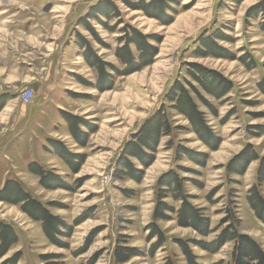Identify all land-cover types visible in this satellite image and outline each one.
Returning a JSON list of instances; mask_svg holds the SVG:
<instances>
[{
  "label": "rangeland",
  "instance_id": "rangeland-1",
  "mask_svg": "<svg viewBox=\"0 0 264 264\" xmlns=\"http://www.w3.org/2000/svg\"><path fill=\"white\" fill-rule=\"evenodd\" d=\"M102 1L0 0V194L15 183L66 226L54 243L22 202L0 199V222L11 226L15 238L0 264L15 258L16 264H116L117 247L135 251L125 264H188L177 242L190 243L197 264H228L234 242L212 251L201 244L212 246L234 220L238 232L264 251V222L254 210L257 199L251 200L252 190L264 200V16H247L264 0H164L169 9L162 19L145 12L140 0H109L120 16L103 19L107 27L88 19L91 34L80 20ZM131 28L148 37L155 55L140 68L131 44L135 71L118 75L111 66L126 70L116 52ZM77 35L110 66L111 77L99 88V71L83 57ZM207 38L234 58L213 55ZM194 65L216 74L209 77L211 86L222 76L228 93L216 87V96L208 93L195 79L205 80ZM179 88L203 115L209 142L219 140L215 148L177 110L171 99L180 96ZM27 92L34 95L32 105L24 100ZM64 114L87 122L79 125L81 142ZM158 115L169 129L155 150H143L142 161L124 156ZM246 152L252 160L245 170L231 173ZM171 171L185 180L180 196L209 221L208 236L178 224L183 200L174 199V188L160 187ZM153 225L164 236L161 245L158 235L151 237Z\"/></svg>",
  "mask_w": 264,
  "mask_h": 264
},
{
  "label": "trees",
  "instance_id": "trees-1",
  "mask_svg": "<svg viewBox=\"0 0 264 264\" xmlns=\"http://www.w3.org/2000/svg\"><path fill=\"white\" fill-rule=\"evenodd\" d=\"M140 1L142 2L143 10L145 12L149 13V15L153 17H157L160 19H162L161 15L164 16L166 10L169 9L167 8V2L164 0H151L149 4H145L147 0H140ZM130 7L133 8L134 6H130ZM111 14L117 15L119 17L120 16L119 9L117 8V6L111 4L109 0H103L92 9V12H90L85 18L80 20L81 21L80 23L84 25L86 30H88L91 34H94L90 24L86 21L88 19H94L95 21H97L98 24L102 25L103 27H107V23L103 22V19L110 20ZM258 14H263L264 16V2L253 8L247 16L250 19V18H255ZM260 29L264 34V22L260 25ZM125 31L126 32H124V36L120 40L121 42H124V45L117 50L116 55L119 58V60L122 62L126 70L120 73L116 68L111 66L112 71L116 72L118 75H128L135 71L134 67H136L135 66L136 58L134 57L132 50L130 48L131 44H135L137 51H139V58L141 61L140 68L150 64L151 58L155 55V50L152 47H150L148 43V37L143 36V34L138 30H136L135 28H131L130 32H127V30ZM77 36H78L77 38L80 41L79 46L83 50H85L83 53V57L89 63V66L91 68L97 69L99 71V84L97 86V88H99L104 79L111 77L110 74L106 72V68L108 64H106L104 61L98 58L96 53L93 51L92 46L89 44V42L83 39L80 35ZM217 37L219 36L217 35ZM220 37L223 38V36ZM213 42H214L213 38H207V40H205L204 42L205 47L208 49L214 46L212 48L213 51H211L213 55L228 59L234 58L232 55H229L226 52H224V49L221 48L220 46H216V45L210 46V43ZM90 57H92V59ZM193 67L196 68L197 71L201 73V76L205 78V80H202V78L200 77L195 79H197V81L202 83V86L208 93L216 96L217 93L213 91L214 87H216V89L220 88V93L223 95L228 93L229 85L226 83L225 79L222 76L217 75V82L215 83L214 86H211L210 81H208L209 77H212L213 75L216 74L210 73L200 66L194 65ZM260 87L264 93V82L260 84ZM177 92L180 93V96L179 97L173 96V98L171 99L172 101L177 100V106H176L177 110L180 111L181 114H183L191 121L194 127V131L197 133L199 138L203 142L208 144L209 147L215 148L219 144L218 143L219 140H215V143L213 144L209 142V140L207 139V137H210V139H212L213 136L211 130L208 128V126L205 124L204 120L202 119L203 115L197 112L196 105L188 98L187 93L184 91L183 88H179ZM208 107L210 108L209 105ZM64 116L67 118V120L72 119L75 122L70 124V128L72 129V134L75 137V139L78 142H81V137L85 136V133H83L80 130L79 125L83 123L88 127L87 122H82V120H80L79 118L72 117L68 114H64ZM153 119H155L153 120V122H155L154 123L155 125L152 128L145 126L142 130H140V132L137 134L135 138V141L129 144L127 148L124 149L123 151V153H125L124 156L130 155L131 157L142 161L145 159L141 155L143 154V150L144 151L145 149L150 151L155 150V146L158 142L161 132L163 131V129L166 130L169 129V125L165 120V118L159 115L155 116V118ZM129 148H132L133 150H128ZM248 155L250 157H248ZM61 158H66V157L61 156ZM251 160H252L251 153L250 152L244 153L243 155L235 159V161L231 164L229 168L230 172L234 173L236 169V171H238L236 173L241 174ZM123 163L126 164V167L129 169V171H132V166L130 163L128 164V162L126 163L125 161ZM237 166L241 167L240 170L237 168ZM260 168L261 169L259 170V175L261 177V181L264 182V161L262 162V166ZM38 174H41V172L40 173L38 172ZM184 181L185 180H182L178 174H176L174 171H171L162 177L160 187L170 188V189L174 188L175 189V191L173 190L174 193H178V195L175 194L174 199L177 201L180 199L183 200L182 206L177 213L178 224L181 227L193 228L203 237L208 236L211 233L209 229V221L202 216L201 212L198 209L194 208L189 202H187V198L180 196ZM252 191L254 193V197L251 198V200L253 201V199H257L256 202L259 205L258 207L255 206L254 210L256 211V214L260 218V220L264 222V200H262V198H260L257 195L256 190H252ZM11 192L14 193L12 194V196H10ZM164 195H165L164 193H161L160 199H164ZM8 197L9 198L15 197V198L14 199L10 198L11 199L10 200L8 199ZM0 199H5L13 204L22 202L23 211L27 213L33 220L43 223V228L45 230V233L54 243H55L54 237L60 234L59 229L61 227L66 228V226L62 222H60V220H58L57 217L51 215L46 209L43 208V206L40 203L32 199V197L29 194H24L22 191L16 189L15 183H10L5 187L4 192L0 194ZM161 208L164 209L163 210L164 212L166 211H169L171 213L174 212V208L170 206L168 207L161 206ZM156 214H157L156 216L157 219H159V217L165 219V216H159L158 213ZM226 221L229 222L230 218H228V220H225V223ZM234 221H235L234 223H231L230 226L227 227L219 235L217 241L214 242L212 246H204L201 244V247H203V249L205 250L212 251L214 249L218 250L228 242H234V250L228 264H264V251L262 250V248L259 246V244L256 241L252 240L249 236L241 235L237 230V225L239 222L237 220ZM151 229H152L151 237L158 235L159 240L157 244L161 245L162 242H164V238H163L164 236L161 234V232L159 231L158 227H156V225H153ZM14 242H15L14 232L12 231L11 226H8L7 224L0 222V259L5 255L8 248ZM177 243L180 246L183 254L187 257L188 264H197L196 263L197 258L190 250V243L187 242L184 243L177 242ZM134 256H135V251L132 250L131 248L117 247L114 251V258L116 264H125ZM16 261L17 259L15 258L7 262V264L9 263L16 264ZM167 264H173V263L169 261ZM216 264H225V263L219 262Z\"/></svg>",
  "mask_w": 264,
  "mask_h": 264
},
{
  "label": "built area",
  "instance_id": "built-area-1",
  "mask_svg": "<svg viewBox=\"0 0 264 264\" xmlns=\"http://www.w3.org/2000/svg\"><path fill=\"white\" fill-rule=\"evenodd\" d=\"M24 100L27 105H32L34 103V95L32 94V92H27Z\"/></svg>",
  "mask_w": 264,
  "mask_h": 264
}]
</instances>
